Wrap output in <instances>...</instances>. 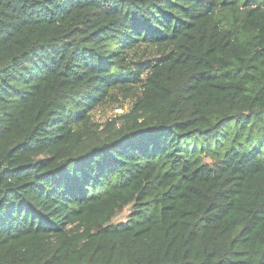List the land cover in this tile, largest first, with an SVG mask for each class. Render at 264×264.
I'll use <instances>...</instances> for the list:
<instances>
[{
    "label": "trees",
    "instance_id": "16d2710c",
    "mask_svg": "<svg viewBox=\"0 0 264 264\" xmlns=\"http://www.w3.org/2000/svg\"><path fill=\"white\" fill-rule=\"evenodd\" d=\"M0 264H264V0H0Z\"/></svg>",
    "mask_w": 264,
    "mask_h": 264
},
{
    "label": "rangeland",
    "instance_id": "374dc122",
    "mask_svg": "<svg viewBox=\"0 0 264 264\" xmlns=\"http://www.w3.org/2000/svg\"><path fill=\"white\" fill-rule=\"evenodd\" d=\"M144 48V47H143ZM140 50V53L142 50ZM149 51L147 50L146 55H148ZM150 53L152 56L155 55V53L150 50ZM131 101L124 100L121 98V96L118 97V101L114 103H110L107 105H102L96 108L91 114H92V121L98 125H102L107 121H111L120 115H123L126 113L130 107ZM129 207L124 208L116 218L114 219V223L124 222L127 219Z\"/></svg>",
    "mask_w": 264,
    "mask_h": 264
}]
</instances>
